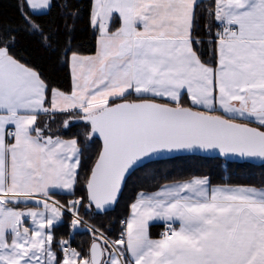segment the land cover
I'll use <instances>...</instances> for the list:
<instances>
[{"label": "snow or ice", "instance_id": "snow-or-ice-1", "mask_svg": "<svg viewBox=\"0 0 264 264\" xmlns=\"http://www.w3.org/2000/svg\"><path fill=\"white\" fill-rule=\"evenodd\" d=\"M51 6L23 0V27L0 32V264H264V186L192 177L141 190L115 239L80 214L106 211L127 176L163 153L264 160V0H91L96 52L65 48L69 91L49 89L12 53L19 31L52 47L55 33L32 19ZM69 7L61 15L76 18ZM201 20L207 58L194 38ZM57 114L65 129L83 122L82 144L38 123ZM85 160L84 195L54 199L75 196ZM66 214L70 234H92L86 253L57 241ZM150 222L165 225L159 238Z\"/></svg>", "mask_w": 264, "mask_h": 264}, {"label": "trees", "instance_id": "trees-1", "mask_svg": "<svg viewBox=\"0 0 264 264\" xmlns=\"http://www.w3.org/2000/svg\"><path fill=\"white\" fill-rule=\"evenodd\" d=\"M22 0H0V32L5 27L22 28L23 22L21 13L18 10ZM64 0H52V6L47 15L32 17L38 20L45 32L51 29L55 36L52 47H45L39 35L28 34L19 31L16 34V43L12 49L13 55L26 66L36 70L42 79L48 84L49 89L58 88L69 91L71 88V74L68 62L64 58V50L70 47L68 56L72 52L89 54L95 51L96 38L92 28L89 26V13L91 0H70L68 12L76 11L78 16L65 18L61 15L60 5ZM204 4L208 0H203ZM25 11L27 9L25 8ZM206 20V17H205ZM205 20L200 21V28L194 33V38L205 41L199 47L205 52L207 58V34L203 29ZM69 25L70 30H66L64 24ZM118 25V24H117ZM216 31L215 27L212 29ZM53 48L56 50L53 51ZM133 97H129L132 99ZM186 99V98H185ZM65 117L57 114L54 117L40 115L38 123L41 127L45 123L50 124L51 132L55 136L74 137L79 134L78 139L81 144L84 140L83 122L73 123L65 129L63 121ZM93 143L92 152L95 153L96 145ZM90 166L85 160L80 169L81 181L75 186V196L56 195L54 199L66 203L70 199H75L84 195L83 177L85 171ZM207 176L212 184H249L254 186H264V164H253L246 161H229L220 157H210L203 155H179L166 159L149 161L134 169L128 176L115 205L104 212H97L94 209L85 212L81 207L80 214L91 226L100 229L106 235L115 239L121 230V221L126 219L130 202L136 194L143 191H152L164 182L181 180L193 176ZM70 215H65L63 222L54 228L57 241L69 239L71 246L78 251L86 253L92 242V234L84 227L75 229L70 234L68 227ZM162 223L150 224L151 234H155L162 228Z\"/></svg>", "mask_w": 264, "mask_h": 264}, {"label": "water", "instance_id": "water-1", "mask_svg": "<svg viewBox=\"0 0 264 264\" xmlns=\"http://www.w3.org/2000/svg\"><path fill=\"white\" fill-rule=\"evenodd\" d=\"M251 126H255V125H251ZM189 154L203 155V156H210V157H220V158H223V159H226V160H229V161H246V162H250V163H253V164H264V160H261V159H241V158L235 157V156H229V157L225 158V157L218 156L215 152H212V151H208V152L198 151V152L163 153V154H161L159 156L154 157L151 160L145 161L144 164L149 162V161H153V160L166 159V158H170V157H174V156L189 155ZM115 203H114V205H115ZM114 205L110 206L107 210L111 209ZM93 209H94V206H93Z\"/></svg>", "mask_w": 264, "mask_h": 264}, {"label": "crops", "instance_id": "crops-1", "mask_svg": "<svg viewBox=\"0 0 264 264\" xmlns=\"http://www.w3.org/2000/svg\"><path fill=\"white\" fill-rule=\"evenodd\" d=\"M21 2L23 3V0H22ZM117 26H118V25H117ZM95 52H96V48H95V51L92 52V53H89V54H81V53H79V54H80V55H84V56H88V55H94ZM72 53H73V52H72ZM72 53H70L68 57H70ZM68 66H69V70H70V74H71L70 63H69V62H68ZM35 71H36V70H35ZM59 137H61L62 139H66V140L72 138V137H62V136H59ZM193 177H207V176H204V175H203V176H193ZM190 178H192V177H190ZM190 178L181 179V180L168 181V182H164V183H162V184H168V183H172V182H175V181L188 180V179H190ZM162 184H161V185H162ZM211 185H212V186H224V185H230V186H254V185H249V184H212V183H211ZM256 187H260V186H256ZM152 191H154V190H152ZM146 192H151V191H146ZM136 195H137V194H136ZM134 199H135V198H134ZM134 199L130 202V204L134 202ZM130 204H129V205H130ZM129 211H130V209L128 208V213H127L126 218L129 216ZM152 223H162V222H150V224H152ZM162 224H163V223H162ZM149 232H150V230H149ZM150 236H151L153 239H156V238H159L160 233H159V231L156 232L155 234H151V233H150Z\"/></svg>", "mask_w": 264, "mask_h": 264}, {"label": "rangeland", "instance_id": "rangeland-1", "mask_svg": "<svg viewBox=\"0 0 264 264\" xmlns=\"http://www.w3.org/2000/svg\"><path fill=\"white\" fill-rule=\"evenodd\" d=\"M35 206V201H33V202H30L27 206H25V205H23V204H21L20 205V208L21 209H23V210H27V207H34ZM64 218V217H63ZM88 224V223H87ZM88 225H90V224H88ZM91 226V225H90ZM80 228H82V227H79V228H77V229H80ZM72 232V231H71ZM64 240H69L68 238L67 239H64ZM71 243V242H70ZM72 247V246H71ZM74 248V247H73ZM76 249V248H75Z\"/></svg>", "mask_w": 264, "mask_h": 264}, {"label": "built area", "instance_id": "built-area-1", "mask_svg": "<svg viewBox=\"0 0 264 264\" xmlns=\"http://www.w3.org/2000/svg\"><path fill=\"white\" fill-rule=\"evenodd\" d=\"M165 230V225L163 224L162 228L159 230V233L161 234Z\"/></svg>", "mask_w": 264, "mask_h": 264}]
</instances>
